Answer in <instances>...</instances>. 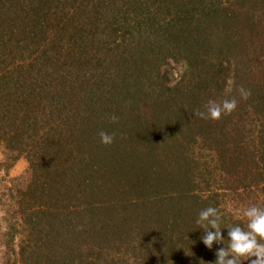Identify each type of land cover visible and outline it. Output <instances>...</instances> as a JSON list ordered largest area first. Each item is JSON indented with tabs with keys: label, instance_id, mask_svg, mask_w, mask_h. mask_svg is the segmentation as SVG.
<instances>
[{
	"label": "trees",
	"instance_id": "1",
	"mask_svg": "<svg viewBox=\"0 0 264 264\" xmlns=\"http://www.w3.org/2000/svg\"><path fill=\"white\" fill-rule=\"evenodd\" d=\"M0 147L2 264H214L199 213L264 208V0H0Z\"/></svg>",
	"mask_w": 264,
	"mask_h": 264
},
{
	"label": "clouds",
	"instance_id": "2",
	"mask_svg": "<svg viewBox=\"0 0 264 264\" xmlns=\"http://www.w3.org/2000/svg\"><path fill=\"white\" fill-rule=\"evenodd\" d=\"M241 99L247 100L251 92L243 86L239 88ZM238 107V100L232 98L223 101L222 105L209 101L207 112H200L201 118L220 120L222 116L231 114ZM112 122H118V117L112 116ZM101 143L111 145L115 137L106 131L99 133ZM247 220L245 227L240 225L231 226L228 229L227 238L221 228L222 215L218 208L207 207L199 213L197 223L201 226L204 235L201 237L203 244L212 250L214 245L218 247L215 255L217 259L214 264H264V208L256 205L247 207L243 212ZM227 241V245H225ZM255 258V259H253Z\"/></svg>",
	"mask_w": 264,
	"mask_h": 264
},
{
	"label": "rangeland",
	"instance_id": "3",
	"mask_svg": "<svg viewBox=\"0 0 264 264\" xmlns=\"http://www.w3.org/2000/svg\"><path fill=\"white\" fill-rule=\"evenodd\" d=\"M169 69V68H168ZM172 75V81L178 80L180 74L182 73V68L180 66L172 63L170 65V71ZM171 81V83H173ZM6 159V155L4 153V150L0 147V162H3ZM28 167V163L25 160L20 161L17 165H13L10 170L8 171H3L0 174V191L4 189V186H10L9 183L12 181L14 178L21 176L25 169ZM5 182V183H4ZM1 250V248H0ZM2 255L0 253V264H2Z\"/></svg>",
	"mask_w": 264,
	"mask_h": 264
}]
</instances>
